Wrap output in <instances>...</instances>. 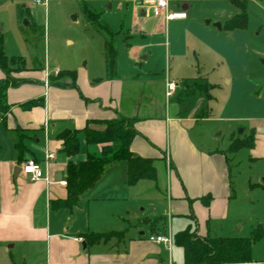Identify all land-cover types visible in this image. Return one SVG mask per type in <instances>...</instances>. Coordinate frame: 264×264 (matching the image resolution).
<instances>
[{
  "label": "crops",
  "instance_id": "1",
  "mask_svg": "<svg viewBox=\"0 0 264 264\" xmlns=\"http://www.w3.org/2000/svg\"><path fill=\"white\" fill-rule=\"evenodd\" d=\"M175 1L182 11L166 13L188 8V0ZM167 9L168 0L163 11ZM140 15L146 11L140 10ZM135 28L131 31L144 36L142 28ZM126 49L129 71L108 75L105 68L101 73L80 67L73 83L67 78L58 85L46 84L44 70L43 85L19 83L7 89V110L0 115V264H173V247H179L173 236L188 226L199 236H220L226 227L223 237H241L226 235L234 232L230 229L238 222L227 151L211 148L198 132L192 137L198 118L180 114L188 108L177 95L179 86L167 98L166 76L155 95L146 86L153 80H141L147 74L134 73L146 56H140L132 44ZM143 81L141 91L135 84ZM117 115L130 119L137 131L130 149L153 159L156 180L127 184L126 163H109L73 207H52L51 201L66 197L61 181L68 161L81 160L86 151L96 148L87 147L80 132L83 152L67 156L57 134L86 124L102 130L103 121ZM18 129L26 133L21 157L14 148ZM45 150L54 154L48 162ZM28 158L39 163L46 179L30 180L20 172L14 176L15 168ZM146 204L150 214L145 212ZM155 219L159 220L152 222ZM117 232L121 234L116 238ZM89 233L106 236L87 243ZM168 233L172 237L169 249L148 240L150 234ZM251 259L262 261L253 259L252 253Z\"/></svg>",
  "mask_w": 264,
  "mask_h": 264
},
{
  "label": "rangeland",
  "instance_id": "2",
  "mask_svg": "<svg viewBox=\"0 0 264 264\" xmlns=\"http://www.w3.org/2000/svg\"><path fill=\"white\" fill-rule=\"evenodd\" d=\"M239 1L244 8L234 0H188L186 18L163 21L166 12L182 11L181 4L168 0V9L156 16L145 0H48L46 6L36 0H0V34L3 50L16 68L11 73L23 80L20 84L43 85L44 70L47 76L55 75V70L77 72L80 67L102 73L104 35L90 24L85 9L98 12L112 32L116 70L129 71L126 48L130 44L138 48L146 57L134 73L147 74L141 80H153L146 86L155 95L166 76L173 80L179 86L177 95L187 103L188 110L180 114L198 118L192 137L198 132L211 148L227 151L238 222L226 235L250 237L261 225L252 258L264 261V0ZM243 12L247 17L243 28L213 26ZM134 25L144 36L131 31ZM45 82L49 84L47 78ZM144 82L135 85L142 91ZM250 133L253 148L247 147ZM236 140L242 147L229 150ZM78 152H83V144ZM149 205H144L147 214ZM222 231L220 236H225ZM171 260L184 264L181 247H173Z\"/></svg>",
  "mask_w": 264,
  "mask_h": 264
},
{
  "label": "trees",
  "instance_id": "3",
  "mask_svg": "<svg viewBox=\"0 0 264 264\" xmlns=\"http://www.w3.org/2000/svg\"><path fill=\"white\" fill-rule=\"evenodd\" d=\"M236 5L244 8L243 1L234 0ZM85 14L90 24L104 35V58L105 71L108 75H113L116 71V50L112 45V32L108 25L100 20V15L96 11L85 9ZM247 22L246 14L243 12L229 20L222 27L228 30L245 27ZM13 61L3 50V41L0 34V115L7 110L6 91L9 87L21 83L23 80L14 77L11 72H15ZM53 76V77H52ZM76 77V70H58L55 75L47 76L49 83L63 84L65 79H70L73 83ZM184 84L186 82L184 81ZM104 129L95 130L87 126L82 129H64L57 134V138L62 140L61 151L72 156L78 153L79 139L78 133L82 132L87 147H96L95 150L86 151L85 157L81 160L68 161L66 165L65 199L51 201L54 208L73 207L79 196L93 187L102 175L107 164L122 161L127 166V184H134L140 179L156 180L157 173L152 158L135 155L130 149V142L137 134L131 124L130 119L117 115L103 121ZM18 136L14 142L17 156L21 157L26 151L23 139L25 132L17 130ZM250 144L254 141L253 133H250ZM242 141H233L229 150L235 151L242 147ZM228 150V151H229ZM159 219H155V222ZM262 227L257 225L252 230L250 237H223V236H199L195 229L189 226L178 231L173 236L174 243L181 247L184 255V264H264V261H252V245L261 238ZM106 235L89 233L86 242L97 238H105Z\"/></svg>",
  "mask_w": 264,
  "mask_h": 264
},
{
  "label": "built area",
  "instance_id": "4",
  "mask_svg": "<svg viewBox=\"0 0 264 264\" xmlns=\"http://www.w3.org/2000/svg\"><path fill=\"white\" fill-rule=\"evenodd\" d=\"M48 0H36L37 3L45 5ZM147 4H150L153 7V14L156 16L160 15L162 10H165L167 7V0H147ZM186 16L185 12H174V13H165L164 19H173V18H184ZM57 72V71H56ZM55 72V73H56ZM177 84L173 80H167L165 83L166 97L171 96L173 91L176 89ZM54 157L53 152L48 150L44 151V160L48 162ZM19 172L24 176L28 177L30 180L46 179L42 173V169L39 163L33 158L26 159L23 163L19 165ZM65 184V180L61 181ZM148 240L154 243L163 244L170 248L172 244L171 235L165 234H150Z\"/></svg>",
  "mask_w": 264,
  "mask_h": 264
},
{
  "label": "water",
  "instance_id": "5",
  "mask_svg": "<svg viewBox=\"0 0 264 264\" xmlns=\"http://www.w3.org/2000/svg\"><path fill=\"white\" fill-rule=\"evenodd\" d=\"M141 14H143V13L141 12ZM208 22H209V21H207V23H208ZM213 26L216 27L217 29H221V24H220V22H215V23H213ZM18 172H19V167H16L15 170H14V176H16Z\"/></svg>",
  "mask_w": 264,
  "mask_h": 264
}]
</instances>
